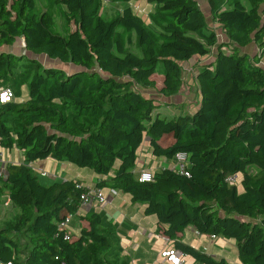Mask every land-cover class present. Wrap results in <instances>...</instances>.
Segmentation results:
<instances>
[{
	"label": "trees",
	"instance_id": "1",
	"mask_svg": "<svg viewBox=\"0 0 264 264\" xmlns=\"http://www.w3.org/2000/svg\"><path fill=\"white\" fill-rule=\"evenodd\" d=\"M57 1L66 6L64 34L53 31L51 10L34 12L35 0H0V87L15 93L0 104V147L24 154L0 176L21 209L12 225L0 226V264H130L116 228L103 226L98 212L81 216L78 234L60 227L80 211L88 188L78 180L43 184L28 164L48 157L89 167L100 176L96 188L145 204L157 231L202 264L227 261L183 242L190 225L234 239L241 264H264V0H208L223 41L199 0H145L155 9L153 25L131 7L108 20L103 0ZM134 33L141 54L128 46ZM20 37L52 62L7 52ZM252 43L255 55L242 51ZM213 48L216 57L195 77L198 109L162 116L151 94L178 93L183 63ZM147 143L170 160L187 151L190 175L164 168L140 182L134 170ZM233 174L241 188L227 181Z\"/></svg>",
	"mask_w": 264,
	"mask_h": 264
},
{
	"label": "crops",
	"instance_id": "2",
	"mask_svg": "<svg viewBox=\"0 0 264 264\" xmlns=\"http://www.w3.org/2000/svg\"><path fill=\"white\" fill-rule=\"evenodd\" d=\"M199 2L207 14L210 26L217 31L220 40H227L219 24L212 19L208 0H199ZM102 3L103 5H109L110 8L115 7L118 10V14L123 8L131 7L148 25L156 23L153 16L154 6L145 0H132L129 2L103 0ZM71 28H74V26L72 25ZM17 43L22 45L23 50L21 53H31L27 51L23 37L18 38L12 46L5 48V50L16 53L11 48L15 47ZM258 49V45L252 43L243 47L242 51L255 55ZM216 51V48H213L209 55L204 57L195 56L183 63V84L178 93L165 96L155 92L151 95L155 96L161 103H164L168 109L173 107L174 110H178L177 114L180 113V109L190 112L195 109V105L199 107L201 93L195 77L199 65L214 59ZM41 55L45 58L44 64L52 62L45 55ZM71 68H74V66H71ZM11 151L8 155L13 163L24 162V154L21 150L18 152L17 148H13ZM172 164L173 159L154 156L147 143L139 153L134 172L139 176L144 169L156 171L171 168ZM28 165L38 174L40 181L45 185L65 180H78L85 187L94 188L100 178L89 167H80L75 163L60 161L52 157L30 162ZM43 172H46L47 175L43 176ZM102 191L106 196V201L100 203L97 199H94L91 204L82 206L80 211L70 219L67 226L68 231L71 234H78L82 225L81 216L87 212L95 211L101 215L103 226L113 225L116 228L123 247V255L129 258L130 264H171L167 257L162 256V253L168 249L176 248L172 240L157 231L156 215L146 213V205L132 202L130 195L123 190L106 187L102 188ZM183 242L215 258H225L227 264H241L234 239L205 235L199 233L195 226L190 225L184 230ZM185 259L187 264H202L190 255H186Z\"/></svg>",
	"mask_w": 264,
	"mask_h": 264
},
{
	"label": "rangeland",
	"instance_id": "3",
	"mask_svg": "<svg viewBox=\"0 0 264 264\" xmlns=\"http://www.w3.org/2000/svg\"><path fill=\"white\" fill-rule=\"evenodd\" d=\"M36 1V6L34 8V12L36 13H41L44 10H51L54 14L55 18V26L53 27V31L56 33L64 34L66 33V29L68 28L66 22V6L57 1V0H35ZM245 3H248V0H243ZM109 5H103L101 7V14L103 15L104 18L111 20L114 17L117 16L118 10L113 7V8H108ZM153 25V24H149ZM132 36V44H128V46L136 53L141 54L142 50L138 46V38L136 37L135 33L131 35ZM222 38V37H221ZM12 46V45H11ZM10 46H7L5 48H8ZM13 51H16V54L20 57L27 55V57H34L35 59H38L41 63L44 62L45 58L41 54H33L31 53H21L23 50L22 45L17 43V45L13 48H11ZM15 53V52H14ZM28 61L23 64L27 65ZM264 65V61H263ZM24 69V68H21ZM21 91H22V98L26 97L29 94V89L26 83L21 85ZM199 101V100H198ZM160 106L159 110L161 112L162 116H167V117H172L174 115H179V114H193L197 109L198 105H195V109L192 111L188 112V110L185 109H180V113L177 114L178 110H174L173 107L167 108V106L164 103H161L158 101ZM6 151V150H5ZM17 151L20 152V149L17 148ZM12 152V151H11ZM10 151L7 152V159L11 161L9 158ZM239 181H240V176H239ZM239 188H241V183H238ZM21 209L14 205V203L11 202L8 190L4 188L3 184L0 183V226H10L13 224L14 220L20 215ZM238 259V258H237Z\"/></svg>",
	"mask_w": 264,
	"mask_h": 264
},
{
	"label": "built area",
	"instance_id": "4",
	"mask_svg": "<svg viewBox=\"0 0 264 264\" xmlns=\"http://www.w3.org/2000/svg\"><path fill=\"white\" fill-rule=\"evenodd\" d=\"M15 98V93L13 89L9 87H0V104L9 102L14 100ZM7 152L4 149L0 147V176L6 177L7 175V167L9 164L13 163L12 161L7 159ZM190 154L187 151H179L173 158V164L171 166V169H174L182 174H185L187 176L190 175L189 173V166H190ZM43 176H46L47 173L43 172ZM138 180L140 182H148V181H153L154 180V174L153 171L144 169L141 171ZM227 181L231 185H236L238 184L239 181V175L233 174L230 175L227 178ZM82 206H87L93 202L94 199H97L100 203H103L106 201V196L103 193L102 189L100 188H88V191L83 193L82 195ZM74 215H69L65 221H63L60 224L61 228H67L68 223L70 219ZM68 237V235L66 236ZM212 237H216L213 235ZM163 257H167V260L171 264H187V261L185 259L186 254L178 251L177 249H168L166 251H163L162 253Z\"/></svg>",
	"mask_w": 264,
	"mask_h": 264
},
{
	"label": "water",
	"instance_id": "5",
	"mask_svg": "<svg viewBox=\"0 0 264 264\" xmlns=\"http://www.w3.org/2000/svg\"><path fill=\"white\" fill-rule=\"evenodd\" d=\"M24 42H25V46H26V41H25V38H24Z\"/></svg>",
	"mask_w": 264,
	"mask_h": 264
}]
</instances>
